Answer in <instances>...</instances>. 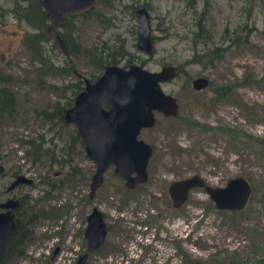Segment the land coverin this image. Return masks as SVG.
Segmentation results:
<instances>
[{
    "label": "rangeland",
    "instance_id": "obj_1",
    "mask_svg": "<svg viewBox=\"0 0 264 264\" xmlns=\"http://www.w3.org/2000/svg\"><path fill=\"white\" fill-rule=\"evenodd\" d=\"M262 1L97 0L90 12L70 18L74 55L67 59L52 41H40L42 61L71 67L75 73L46 75L38 84L26 72L36 64L22 46V36L40 31L45 22L27 26L16 15L17 4L23 6L25 0H0V106L6 108L0 117V202L19 201L14 210L16 238L0 264H75L86 250L83 233L93 205L103 213L107 234L85 264H258L264 257V149L252 140L264 139ZM138 5L149 15V53L136 45ZM246 28L248 43L233 45V38L244 37ZM216 46L224 50L212 65L192 61L195 52ZM103 50L123 51L121 65L131 62L157 71L170 63L182 69L161 83L164 92L175 96L179 115L157 114L156 124L140 132L155 147L150 177L144 193L125 203L116 193L111 198L110 167L94 196L88 197L95 164L78 144L73 154L67 152L73 125L63 127L55 118L40 115L72 102L78 89L69 85L100 74L93 60L103 58L97 52ZM198 76L209 80L202 90L191 88ZM221 88L227 89V96L210 104L214 90ZM219 127L237 131L234 140ZM34 146L41 153L36 160L27 154ZM51 156L64 163L52 162ZM71 167L78 173L69 177ZM61 170L60 177L52 175ZM19 174L31 182L8 189ZM192 174L211 186L245 176L253 187L246 207L218 210L201 188L191 190L175 213L159 207L157 198L163 197L159 191L164 188H158V178L168 183ZM166 212L172 215L168 218ZM111 215L120 218L112 237ZM145 232L155 234L153 244L145 242Z\"/></svg>",
    "mask_w": 264,
    "mask_h": 264
},
{
    "label": "water",
    "instance_id": "obj_2",
    "mask_svg": "<svg viewBox=\"0 0 264 264\" xmlns=\"http://www.w3.org/2000/svg\"><path fill=\"white\" fill-rule=\"evenodd\" d=\"M97 0H40L48 20L47 36L65 53V44L58 28L68 15L91 8ZM137 21V46L150 52V20L147 9L139 5L135 9ZM176 65H164L150 71L137 64L122 67L108 64L94 80H85L65 110L63 118L73 123L84 143L87 157L95 164L90 178L88 197L92 198L103 181V174L110 166L126 179L129 189L134 184L147 180V164L154 147L139 137L140 130L154 126L156 113L176 117L178 103L171 94L165 93L160 83L173 78ZM209 80L204 76L192 79L195 90H202ZM3 167L0 165V172ZM131 174H133L131 176ZM22 174L16 175L8 189L18 183H30ZM132 186V187H131ZM202 187L218 210H243L252 193V184L245 176L229 178L222 186H211L199 174H192L173 181L169 186L170 197L175 207L183 205L189 191ZM19 201L7 198L0 202V260L8 253L16 227L14 210ZM86 250L75 264H85L88 253L99 249L107 234V225L102 211L93 205L86 215L84 229ZM193 264H201L195 261Z\"/></svg>",
    "mask_w": 264,
    "mask_h": 264
},
{
    "label": "trees",
    "instance_id": "obj_3",
    "mask_svg": "<svg viewBox=\"0 0 264 264\" xmlns=\"http://www.w3.org/2000/svg\"><path fill=\"white\" fill-rule=\"evenodd\" d=\"M17 7L19 9V12L16 10V15L18 18L22 21H24L27 26L33 25V26H41L44 18V10L41 9L40 6V0H25V4L21 6L20 4H17ZM93 7V6H92ZM92 7L83 11L82 15L90 12L92 10ZM262 7L264 9V1H262ZM70 16L66 17V20L61 25V35L64 38V40L67 43L68 52L70 55H74L75 51H77V48L75 46L74 38L71 36V28L68 24L70 21ZM42 21V22H41ZM262 35L264 37V28L261 30ZM248 36H249V29L246 28L244 37L236 36L233 38L231 43L238 44L240 41L244 43H248ZM42 39H47L45 36V31L40 30L36 32H25V34L22 36V46L26 48L31 53V61L32 64H36L32 67V69L27 70V74H32L31 80H34L36 83L40 84L42 81V78L46 75L50 74H58V73H70L73 72L71 67L59 66V67H51L47 65L44 61L40 58L41 48H40V41ZM54 44V43H53ZM55 45V44H54ZM224 50V47L216 46L211 48L210 50H206L204 52H195L192 57V61L196 63H204L207 65H212L214 60L219 58ZM97 58L93 60L94 63H96L99 68H102L105 63L107 62H117L119 60V55H111L109 53L105 54L103 58ZM181 67L179 68V72L181 71ZM80 83L77 82L75 84L69 85V88L75 87L76 89H79ZM227 96V89H216L214 90V94L209 99L210 104H214L217 101H220L221 99H224ZM6 112V108L0 106V117L1 114ZM43 118L52 119L54 117H61L62 116V109L57 110L55 113H49L46 114V112H41ZM176 118V117H175ZM222 128V127H219ZM222 132L226 133L231 141L234 140V137L236 135L237 131L231 130L229 128H222ZM78 136H75V140H77ZM264 139L262 138H254L252 140V143L258 144V146H261L264 149ZM68 152H70V146L68 147ZM40 151L38 149H35V146L33 149L27 150V154L30 155L33 160L37 159L39 157ZM41 154V153H40ZM16 238L15 235L13 239ZM258 264H264V257L258 258Z\"/></svg>",
    "mask_w": 264,
    "mask_h": 264
},
{
    "label": "flooded vegetation",
    "instance_id": "obj_4",
    "mask_svg": "<svg viewBox=\"0 0 264 264\" xmlns=\"http://www.w3.org/2000/svg\"><path fill=\"white\" fill-rule=\"evenodd\" d=\"M40 6H41V9L43 10V8H42V5H41V2H40ZM139 6V5H138ZM138 6H136L135 7V9L138 7ZM134 13H135V11H134ZM76 15H78V14H81L82 15V12H79V13H75ZM75 14H71V15H68V16H72V15H75ZM136 16V15H135ZM44 18H45V20H44V22H45V24H44V28L42 27V29L41 30H44L45 31V36H46V38L48 39V40H50V41H52L48 36H47V34H46V27H47V22H48V20H47V18H46V16H45V13H44ZM65 20H66V18H65ZM65 20L62 22V23H64L65 22ZM42 22V21H41ZM137 22V21H136ZM62 23L59 25V28H58V32H59V35H60V37H61V39L63 40V42H64V44H65V53L64 52H62L63 54H64V56L68 59L69 57V52H68V47H67V43H66V41L64 40V38L62 37V35H61V25H62ZM43 24V23H42ZM68 24H69V26H70V28H71V36H72V38H74V36H73V29H72V26H71V24H70V22H68ZM52 43H54L55 45H56V43L54 42V41H52ZM150 44H151V42H150ZM136 45H137V23H136ZM57 46V45H56ZM58 47V46H57ZM138 47V46H137ZM139 48V47H138ZM104 49H107V47H104ZM140 49V48H139ZM140 50H142V49H140ZM104 51H106V53L104 52ZM98 53H100L102 56H105V54H107V53H109L107 50H103V52H99V51H97ZM109 54H111V55H119V56H121V55H123L124 54V52L123 51H118V50H111V53H109ZM97 61V60H96ZM98 64L100 63V62H97ZM96 64V63H95ZM108 64H116V65H119V66H122V67H127L129 64H136V63H131V62H128V63H126L125 65H121L120 64V59L117 61V62H107V63H105L104 64V66L102 67V68H100L101 69V71H100V73L103 71V69L105 68V66L106 65H108ZM137 65H140L141 67H143L141 64H137ZM164 65H175V64H170V63H167V64H163L162 66H164ZM162 66H160V68L162 67ZM177 66V73H176V75H178V73H179V66L178 65H176ZM99 67V66H98ZM151 71V70H150ZM74 72V71H73ZM75 73V72H74ZM175 75V76H176ZM99 76V75H98ZM97 76V77H98ZM174 76V77H175ZM96 77V78H97ZM173 77V78H174ZM172 79V78H171ZM94 80V79H93ZM170 80V79H169ZM169 80H166V81H169ZM85 81V80H84ZM166 81H163V82H161V83H164V82H166ZM192 81V80H191ZM79 83H80V86H79V89L77 90V92L78 91H80L82 88H83V86H84V82H83V80L82 79H79V81H78ZM161 83H160V86H161ZM75 84V83H74ZM75 88V87H74ZM191 88H193V86H192V84H191ZM194 89V88H193ZM163 90V89H162ZM195 90V89H194ZM76 92V93H77ZM166 93V92H165ZM168 94H170V93H168ZM172 95V94H171ZM75 96V95H74ZM74 96H73V98H74ZM173 96V95H172ZM175 97V96H174ZM73 98H72V101H73ZM177 101V100H176ZM72 103V102H71ZM71 103L70 104H68L65 108H61L62 109V116L61 117H54L55 119V121L56 122H58V123H60L61 125H63V127L64 126H68V125H70V124H72L73 125V129H74V133H73V135H72V137H71V139L72 140H70L69 141V146H70V154H73V153H71V152H74L75 151V149H76V146H77V144L78 145H80L81 147H83L84 148V143H83V141L80 139V137L78 136V134H77V131H76V126L73 124V123H67V122H65V120H64V118H63V115H64V112H65V110L71 105ZM179 109V108H178ZM157 114H159V115H161V116H163V117H167V118H175V117H172V116H165V115H163L162 113H159V112H157L155 115H157ZM176 117H178V116H176ZM156 121H157V117H156ZM156 124V123H155ZM151 127H153V126H151ZM151 127H148V128H143V129H150ZM143 129H141L140 130V132L143 130ZM78 136V138H77V140H75L74 138H75V136ZM139 137H140V133H139ZM140 138H142V137H140ZM143 139V138H142ZM144 141H146L145 139H143ZM147 142V141H146ZM149 143V142H148ZM150 144V143H149ZM152 145V144H151ZM68 146V147H69ZM153 147H154V145H152ZM67 152H68V148H67ZM154 153H155V147H154V152H153V154L151 155V157L149 158V161H148V164H147V168H146V170H147V180H146V182L144 183V184H134L135 185V187L133 188V189H129L127 186H126V179L124 178V177H122V176H120L115 170H114V166L113 165H110L109 167L111 168V198H113V193H116V194H118L119 196H121V199H120V201H122L123 203H125L126 201H128V200H130L131 198H133L134 196H136L135 194H143L144 193V186L146 185V183H147V181L149 180V163H150V161H151V158L153 157V155H154ZM50 159H51V161L52 162H54V163H56V162H58V163H60V164H63L64 162V160H61V161H57V160H54V157L53 156H51L50 157ZM36 160V159H35ZM52 165V164H51ZM55 164H53V166H54ZM108 167V168H109ZM74 173H78V169L77 168H75V167H71L69 170H68V176L70 177H72V175L74 174ZM80 173V172H79ZM60 174H62V170L61 171H53V176L55 177V178H57V177H60ZM133 174H131V176H132ZM113 178V179H112ZM158 179H160L159 180V183H160V185L158 186V188H161V189H163L162 191H159V195L161 196V195H163V197H159V198H157V200L158 201H160V205H159V207H162L163 208V210H170V211H172V212H174L175 213V211H177L181 206H179V207H175L174 205H173V201H172V199H171V197H170V193H169V186H170V184L173 182V181H175V180H177V179H172L171 181H168V183H166L163 179H161V178H158ZM115 180V181H114ZM165 184V185H164ZM167 184V185H166ZM132 187V186H131ZM196 188H198V189H202L203 191H204V189L202 188V187H194V188H192L191 190H193V189H196ZM190 190V191H191ZM190 191H189V193H190ZM141 192H143V193H141ZM163 192V193H162ZM210 200V199H209ZM186 203V202H185ZM111 205H112V201H111ZM120 207H122V206H120ZM120 207H117L118 209L120 208ZM241 211V210H240ZM112 214V213H111ZM119 214H121L122 215V212L121 213H119ZM159 216H163L160 212L159 213H157ZM169 212H166V217H168L169 218V216L170 215H172V214H170ZM115 217V216H114ZM116 219V220H115ZM115 219L112 217V215H111V237H112V234H113V231H114V229H117V225L118 224H116V222L118 221V219H120V218H118V217H115ZM115 222V223H114ZM140 228V227H139ZM144 230H147V227H144L143 228ZM143 236H144V238L146 239L145 240V242L147 243V244H153V242L155 241V234H151V237H149L150 235H149V233H147V232H145V234H143ZM13 237H14V235H13ZM13 237H12V240H13ZM149 237V238H148ZM135 240H138L137 238H135ZM138 241H140V243H141V240H138ZM142 244V243H141ZM11 246H12V244H11ZM138 250H139V246H135ZM11 249V248H10ZM58 249V248H57ZM57 249H56V251H57ZM55 251V252H56ZM194 263V262H193Z\"/></svg>",
    "mask_w": 264,
    "mask_h": 264
}]
</instances>
